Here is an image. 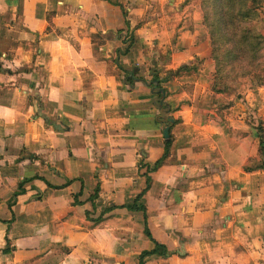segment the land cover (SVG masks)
I'll return each mask as SVG.
<instances>
[{
    "label": "crops",
    "instance_id": "crops-1",
    "mask_svg": "<svg viewBox=\"0 0 264 264\" xmlns=\"http://www.w3.org/2000/svg\"><path fill=\"white\" fill-rule=\"evenodd\" d=\"M203 19L0 0V264H264V85L215 90Z\"/></svg>",
    "mask_w": 264,
    "mask_h": 264
},
{
    "label": "trees",
    "instance_id": "trees-1",
    "mask_svg": "<svg viewBox=\"0 0 264 264\" xmlns=\"http://www.w3.org/2000/svg\"><path fill=\"white\" fill-rule=\"evenodd\" d=\"M201 6L216 67L215 90L238 94L241 86L239 79L254 74L263 64L262 35L252 27V22L257 16V10L264 7V0H201ZM230 66L233 75L228 76L226 69ZM230 77H232L231 81ZM258 79L260 86H263L264 79L262 77ZM151 83H158L161 87L158 73L154 72ZM163 95L159 92V101L162 100ZM162 109L165 116L171 112L166 103L163 104ZM259 132L261 154L264 157V128L262 126ZM171 144V140L166 143L165 154L157 163L158 165L169 156ZM137 207L135 205L133 208ZM141 208L146 211L145 207Z\"/></svg>",
    "mask_w": 264,
    "mask_h": 264
},
{
    "label": "rangeland",
    "instance_id": "rangeland-1",
    "mask_svg": "<svg viewBox=\"0 0 264 264\" xmlns=\"http://www.w3.org/2000/svg\"><path fill=\"white\" fill-rule=\"evenodd\" d=\"M197 1L200 4L201 11L203 13L202 6H201V0H197ZM256 13H257L256 14L257 16L254 18V20L252 22V27L258 33H261V35H262L261 36V47L263 49V55H264V7H260ZM226 72H227L228 76L233 75V73L231 72V66L228 69H226ZM258 77H262L264 79V58H263V64L261 65L260 68H258V70L254 74L250 75L249 77H242L239 79L240 85H241L240 88L242 87L245 80H247V79H250L252 81V83L254 81L256 86L257 85L260 86ZM231 78L232 77H230V79H229L230 81H231ZM253 85H254V83H253ZM240 88H239V90H240Z\"/></svg>",
    "mask_w": 264,
    "mask_h": 264
},
{
    "label": "water",
    "instance_id": "water-1",
    "mask_svg": "<svg viewBox=\"0 0 264 264\" xmlns=\"http://www.w3.org/2000/svg\"><path fill=\"white\" fill-rule=\"evenodd\" d=\"M170 122L173 123V119L170 118ZM164 135L166 139H169L170 137V126H168L165 130H164Z\"/></svg>",
    "mask_w": 264,
    "mask_h": 264
}]
</instances>
